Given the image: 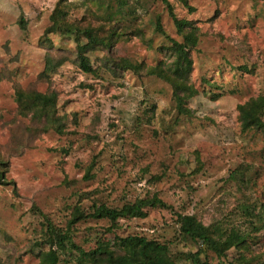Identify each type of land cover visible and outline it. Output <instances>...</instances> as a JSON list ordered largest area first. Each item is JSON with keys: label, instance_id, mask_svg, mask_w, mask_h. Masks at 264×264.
Instances as JSON below:
<instances>
[{"label": "rangeland", "instance_id": "1", "mask_svg": "<svg viewBox=\"0 0 264 264\" xmlns=\"http://www.w3.org/2000/svg\"><path fill=\"white\" fill-rule=\"evenodd\" d=\"M59 1L0 0V162L6 164L0 264H41L39 252L57 251L45 243L48 221L70 230L74 244L86 251L101 240L126 256L117 237L141 235L167 243L180 264H191L185 254L200 245L183 241L180 215L248 236L226 258L204 254L210 264H237L241 257L264 264V229L254 230L251 223L257 224L264 204V129L244 130L238 109L264 96V0H188L191 8L170 0L179 18L199 28V44L191 50V82L199 94L185 104L189 113L179 112L168 82L145 71L113 75L100 66V52L91 54L99 74L85 73L73 61V38L55 32L47 37L67 51H51L66 53L68 60L42 77L48 51L42 40ZM99 1L116 5L68 0L71 20L105 26ZM128 1L137 20L125 21L130 30L114 54L148 66L170 63L171 43L156 31L157 18L169 36H182L166 5ZM17 89L56 92L63 131L21 115ZM154 196L168 206L148 207L146 217L120 219L112 230L107 219L70 225L77 210L87 215L95 205L121 208ZM58 254V264H78L76 250Z\"/></svg>", "mask_w": 264, "mask_h": 264}, {"label": "trees", "instance_id": "2", "mask_svg": "<svg viewBox=\"0 0 264 264\" xmlns=\"http://www.w3.org/2000/svg\"><path fill=\"white\" fill-rule=\"evenodd\" d=\"M116 5L104 4L99 1L98 9L104 10L107 20L103 27L81 26L78 22L71 20L70 12L73 9L68 0H61L50 16L51 25L45 30V37L42 42L48 46L45 54V68L42 77L47 78L50 72L58 70L68 60L66 53L56 55L51 49L67 51L65 47L54 48V44L47 37L48 33H59L70 37L75 41L73 61L85 73L99 74L91 54L100 52L97 56L100 66L105 70L118 75L125 71H132L141 74L145 71L146 75L158 77L168 82L173 88V94L177 103V108L181 113H189L185 104L189 99L199 94V91L191 82L193 70V59L191 50L199 44V28L192 21L179 18L175 13L170 0H158L163 2L174 24L177 32L182 36L179 41L166 32L160 17L156 20V31L165 35L171 43L166 48L169 55L173 57L170 63L162 61L156 66H148L145 62L136 59L118 57L114 54L113 48L122 36L129 32L130 28L125 21L132 22L137 20L135 17V7H130L128 0H114ZM184 5L191 8L188 0H181ZM128 22V23H129ZM20 27L27 29L24 19L20 20ZM83 38L86 41H83ZM163 49V48H162ZM17 101L19 113L27 116L31 115L34 120L42 122L45 127L54 128L59 132L63 131V118L58 116L57 94L56 92L43 93L32 90L17 89ZM239 116L244 130L264 129V96L253 98L245 104L239 105ZM46 121V122H45ZM47 128V129H48ZM5 166L0 162V183H5ZM168 205L157 196L153 198L138 199L133 203H128L121 208L109 207L105 204L95 205L93 212L89 214L81 213L77 210L75 217L70 221V225L79 219L95 218L107 219L112 223L108 229L123 218H144L147 215L148 207H167ZM261 214H257V224L252 220L254 230L264 229V204H262ZM250 212V208H246ZM180 235L183 241H192L200 245L195 252L185 254L186 260L191 264H210L204 254L214 253L219 259L226 258L228 251L233 248L241 249L245 246L248 236L242 234L240 230L233 229L229 234L223 227L205 225L194 215H180ZM45 243L56 245V250L48 252L41 251L38 254L41 264H58V252L71 250L77 251L78 264H180L172 255L169 245L161 243L155 239H149L141 235H128L117 237V247L124 251L126 256L117 255L115 249L103 241H99L97 246L89 251L74 244L71 239V231L64 232L57 230L48 221L45 225ZM70 227V226H69ZM41 243L39 242L38 245ZM68 244L70 245L68 247ZM237 264H248L243 257Z\"/></svg>", "mask_w": 264, "mask_h": 264}]
</instances>
